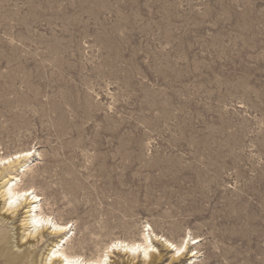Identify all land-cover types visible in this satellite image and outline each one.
Here are the masks:
<instances>
[{
    "label": "rangeland",
    "instance_id": "rangeland-1",
    "mask_svg": "<svg viewBox=\"0 0 264 264\" xmlns=\"http://www.w3.org/2000/svg\"><path fill=\"white\" fill-rule=\"evenodd\" d=\"M27 150L0 165V264H67L31 197L6 205L15 175L68 253L264 264V0H0V157Z\"/></svg>",
    "mask_w": 264,
    "mask_h": 264
},
{
    "label": "bare ground",
    "instance_id": "bare-ground-1",
    "mask_svg": "<svg viewBox=\"0 0 264 264\" xmlns=\"http://www.w3.org/2000/svg\"><path fill=\"white\" fill-rule=\"evenodd\" d=\"M31 155V152L29 150L27 151H21V152H17L12 156H8V157H0V165H8L6 168L8 167H12L13 164L16 161H20L22 158L28 157ZM28 160V159H27ZM24 162V161H23ZM29 163V162H28ZM30 164V163H29ZM31 165V164H30ZM27 164H20V171H24L27 168ZM1 168V167H0ZM3 169V168H2ZM1 170V169H0ZM4 170V169H3ZM13 171V170H12ZM17 172V171H16ZM9 175V174H8ZM6 179V178H5ZM4 180V179H3ZM2 180V181H3ZM22 179L21 177H19V175H15L13 177H10L9 179L6 180L5 184H4V195H6V201L8 205V208L13 210V212L17 211V209L19 208V204L21 199L23 198H32V201H29V206H28V210L27 212L29 213L27 216V224H30L31 227L33 228V231H37L41 230V228H45L48 225L50 226V229L52 234L55 235H60V234H66L64 238H62L61 242L57 243H53V247H51L50 250H48V254H47V260L48 262H52L53 259L57 258V257H62V260L65 261L67 264H73V263H79V264H106V259H104L103 257L107 256L105 254L101 255L98 259H94V260H90V259H85L82 258L81 255L79 254H72V253H68L65 249V247H63V245L65 244V241L69 240L68 238L70 237L69 235H67V233L70 231L68 224H64L61 223L57 220H55L54 218H51L49 215H45L42 211V206L40 204V201L42 200L41 196H39L37 193H35V189L32 190V188H20L18 187V183L21 182ZM23 183V182H22ZM25 186V185H24ZM1 194V193H0ZM23 203V202H22ZM6 208V210L8 209ZM10 211V210H9ZM8 211V212H9ZM74 225V224H73ZM148 225V224H147ZM103 227V226H102ZM27 229V228H26ZM29 229V228H28ZM32 231V230H31ZM146 231V230H145ZM152 231V230H151ZM150 231V232H151ZM35 234H38V233ZM34 234V235H35ZM153 234V233H152ZM41 238H42V233L39 231L38 234ZM144 236V242H139V241H134V242H126L125 240H114V241H110L111 243L107 246L106 250H113L115 248H124L129 252H138V250L142 249L144 254L147 255L149 249L153 246V244L151 243L150 240V236L149 233H145V234H141ZM33 236V235H31ZM155 237H158L159 235L154 234ZM3 237V236H2ZM23 237V236H22ZM153 237V236H152ZM188 237V236H187ZM191 237V236H190ZM162 237H160L161 239ZM190 239V238H189ZM195 239L194 242H197V238H193ZM58 240V238H57ZM167 245L173 246L178 254H182L184 253V249L187 247V241L185 240V238L183 239V241L177 245L174 244L173 242H171L169 239L164 238L163 239ZM37 241V240H36ZM163 241V242H164ZM192 241V240H191ZM54 242V241H53ZM193 242V241H192ZM200 242V241H199ZM154 243V242H153ZM97 245V244H96ZM173 248V249H174ZM123 249V250H124ZM174 249V250H175ZM68 250V249H67ZM105 250V249H104ZM153 250V249H152ZM99 251V250H98ZM97 251V252H98ZM103 251V250H102ZM194 251V250H193ZM29 252V251H28ZM141 252V251H140ZM198 253V251H197ZM33 254V253H31ZM98 254V253H97ZM101 254V252H100ZM106 254H109L106 253ZM143 254V256H144ZM34 255V254H33ZM111 255V254H110ZM97 256V255H96ZM95 256V257H96ZM148 256V255H147ZM175 256V255H174ZM179 256V255H178ZM177 256V257H178ZM197 256V255H196ZM92 257V256H91ZM146 257V256H145ZM176 257V259H178ZM82 258V259H81ZM192 258V257H191ZM190 258V259H191ZM186 259V258H185ZM198 259V258H197ZM192 260V259H191ZM55 261V260H54ZM61 261V260H60ZM188 261V260H187ZM57 262V261H56ZM54 263V262H53ZM46 264V263H45ZM190 264V263H189Z\"/></svg>",
    "mask_w": 264,
    "mask_h": 264
}]
</instances>
